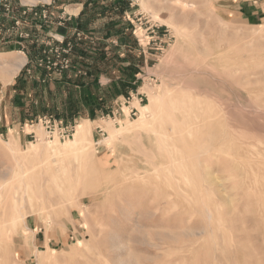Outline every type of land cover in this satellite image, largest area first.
Wrapping results in <instances>:
<instances>
[{"label": "rangeland", "instance_id": "1", "mask_svg": "<svg viewBox=\"0 0 264 264\" xmlns=\"http://www.w3.org/2000/svg\"><path fill=\"white\" fill-rule=\"evenodd\" d=\"M53 1L0 0V67L30 61L10 84L0 77V264H264V15L248 22L222 0H129L116 12L128 84L89 94L98 104L83 119L18 110L13 124L12 100L56 93L18 81L24 70L72 66L73 45L45 26L74 0ZM111 3L93 8L116 16ZM69 47L68 69L39 66ZM44 117L72 135L50 136ZM82 120L89 148L73 142Z\"/></svg>", "mask_w": 264, "mask_h": 264}, {"label": "crops", "instance_id": "2", "mask_svg": "<svg viewBox=\"0 0 264 264\" xmlns=\"http://www.w3.org/2000/svg\"><path fill=\"white\" fill-rule=\"evenodd\" d=\"M108 1L113 2L109 10H112L114 15L121 9H127L129 4V0H121L122 3H117L118 5L115 0ZM52 2L55 1L48 0L46 4L50 5ZM95 2L96 0H74L73 4L67 5L64 12L52 20L51 27L45 26L49 28L46 36H56L73 45L70 55L72 66L63 74H47L46 71L35 70L32 77L26 74L21 76L18 81L22 80L50 91L56 89V93L51 94L45 90V95L41 94L39 97H24L21 100L17 97L19 102L12 100L10 110L14 112L9 115V119L13 120V124L18 121L15 120L18 115L20 116L18 110H23L24 117L51 115L65 120L83 119L82 117H88L89 111L93 113L95 105L98 104L97 97H89V94L94 93L96 89L109 93L112 87L128 84L129 73L126 68L129 63L126 55L131 47L127 39L125 19L118 15L106 16L107 9L104 10L103 18L96 8H93ZM222 2V12H232L235 17L248 22H257L264 15V11L252 9L255 2L251 4V0ZM28 62L30 61L26 56L23 68ZM121 98L123 97L118 99ZM84 111L87 114H84Z\"/></svg>", "mask_w": 264, "mask_h": 264}, {"label": "built area", "instance_id": "3", "mask_svg": "<svg viewBox=\"0 0 264 264\" xmlns=\"http://www.w3.org/2000/svg\"><path fill=\"white\" fill-rule=\"evenodd\" d=\"M44 17H46V15H44ZM65 48L53 49L51 51L52 53H49V51L48 52L45 51L44 52L45 57L42 60H40L39 66L41 67L43 65H46L47 69L55 68L58 71H63L68 69L70 60L67 56H69L68 54L70 53L71 50L70 47L68 49ZM50 54H52L53 56L50 57L49 56ZM121 113H123L122 110L116 109L112 113L113 119L114 120L118 119V116L120 117ZM137 113L138 111L135 108H133L130 110L129 114L130 116H136ZM40 122L45 124V129L50 136L58 134L62 139L69 138L74 130L73 129L74 127L72 125H66V124L64 125L63 122L52 121L48 117H44L43 119L40 120Z\"/></svg>", "mask_w": 264, "mask_h": 264}, {"label": "bare ground", "instance_id": "4", "mask_svg": "<svg viewBox=\"0 0 264 264\" xmlns=\"http://www.w3.org/2000/svg\"><path fill=\"white\" fill-rule=\"evenodd\" d=\"M30 1L31 2H40V1L41 2L42 1L43 2H46L48 0H30ZM22 59H24V58H22ZM24 61H25V59L24 60H20L17 63H15V62H8V63H5L4 65H2L0 67V77L3 79L4 83L10 84L13 81V79L17 76V74H19L21 68L23 67ZM195 118H196V116H195ZM143 119H144V117L142 116L140 119L134 120L133 122H130V123H131V125L132 124L138 125V123H141V121H143ZM190 119H192V118H190ZM179 120H178V122H179ZM90 123H92L90 120H82L81 121V123L77 127V131H76V134L74 136L75 137V140H73V142L76 141V143L77 142L78 143H83L85 145V147L89 148V145H90V138L89 137L91 136V132H92V129H91L90 125H89ZM180 125H179V127H180ZM121 128L123 129V131H127V130L130 129L124 123L121 124ZM121 128H120V130H121ZM175 128H176V125H175ZM180 128H183V127H180ZM112 133H115V132H112ZM73 142L71 140L68 143H73ZM50 143L53 146L56 145L58 148H66L69 145L68 143L61 144L58 141L50 142ZM40 253H42V252H40Z\"/></svg>", "mask_w": 264, "mask_h": 264}, {"label": "trees", "instance_id": "5", "mask_svg": "<svg viewBox=\"0 0 264 264\" xmlns=\"http://www.w3.org/2000/svg\"><path fill=\"white\" fill-rule=\"evenodd\" d=\"M26 67H28V65H27ZM25 72H26V71L24 70V71L22 72L21 76H23V75L25 74Z\"/></svg>", "mask_w": 264, "mask_h": 264}]
</instances>
